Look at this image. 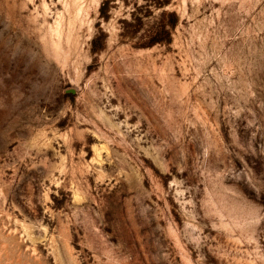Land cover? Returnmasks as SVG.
<instances>
[{
    "label": "rangeland",
    "instance_id": "obj_1",
    "mask_svg": "<svg viewBox=\"0 0 264 264\" xmlns=\"http://www.w3.org/2000/svg\"><path fill=\"white\" fill-rule=\"evenodd\" d=\"M0 264H264V0H0Z\"/></svg>",
    "mask_w": 264,
    "mask_h": 264
}]
</instances>
